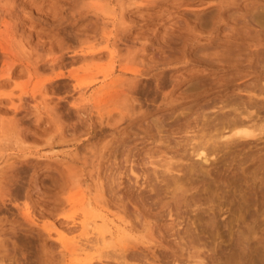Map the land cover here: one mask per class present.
Returning a JSON list of instances; mask_svg holds the SVG:
<instances>
[{
    "label": "rangeland",
    "instance_id": "1",
    "mask_svg": "<svg viewBox=\"0 0 264 264\" xmlns=\"http://www.w3.org/2000/svg\"><path fill=\"white\" fill-rule=\"evenodd\" d=\"M235 110L264 121V0H0V264H264Z\"/></svg>",
    "mask_w": 264,
    "mask_h": 264
},
{
    "label": "bare ground",
    "instance_id": "2",
    "mask_svg": "<svg viewBox=\"0 0 264 264\" xmlns=\"http://www.w3.org/2000/svg\"><path fill=\"white\" fill-rule=\"evenodd\" d=\"M12 65L14 64L13 63L10 64L9 67H11ZM251 100H253V95L249 96V101L251 102L249 103V106L252 107L253 109L255 106H258V102L255 101V103H252ZM252 113H254V111H250V113L247 116H243V113L237 110H235V115H231L229 113H223L222 118H224V120L228 123V125H225L223 127V130L216 138H218L221 141L225 140L224 141L225 144H229L234 139L249 140L256 137H261L264 134V121L263 119L262 121H260V119L254 118ZM195 151H196L195 155L204 162H209L210 157L214 156V153L210 152L211 150L209 149V147H207V143L199 145L198 147H196ZM173 182L174 184L175 182L177 184L178 182H180L179 178H174ZM100 217L102 219L101 224L99 223ZM81 223L86 231L85 234H88L90 232L91 233L96 232L103 236L106 246H112L114 244L115 232L112 230L111 223L108 222L106 219H104L101 215L95 214L92 216H87V219L82 221ZM106 233L109 234V238H106L107 236L105 237ZM68 245L70 246L73 252L77 253V255L85 253L86 251H88L89 248L95 247V245L91 244V240L89 237L84 239L75 238L73 239V241L68 242ZM189 264H194V263L192 262Z\"/></svg>",
    "mask_w": 264,
    "mask_h": 264
}]
</instances>
